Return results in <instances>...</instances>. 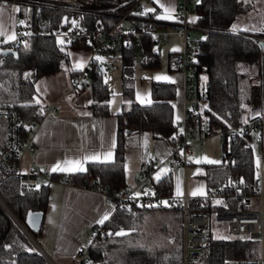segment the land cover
I'll list each match as a JSON object with an SVG mask.
<instances>
[{"label": "trees", "instance_id": "obj_1", "mask_svg": "<svg viewBox=\"0 0 264 264\" xmlns=\"http://www.w3.org/2000/svg\"><path fill=\"white\" fill-rule=\"evenodd\" d=\"M0 1L1 5L8 2ZM257 2L197 0L194 5L195 21L204 29L193 86L199 126L225 129L249 119L246 115L249 99L246 88L258 77L259 49L251 38L234 30L248 12H256ZM31 5L33 28L40 32L53 30L61 24L64 15H72L75 24L87 28L110 27L116 20L112 15L79 14L50 5ZM16 7L19 11H14V15L26 14L25 5ZM120 10L122 7L114 11ZM141 40L140 47L131 44L114 50V57L120 62L122 102L116 114L113 158L88 161L84 171L65 173L62 176L64 182L118 189L125 185L126 145L139 146L142 135L148 132L153 138L167 143L169 149L175 146L178 140L177 124L172 118L175 84L169 80L151 79L148 83L149 99L145 102L135 100L134 89L128 84L136 55L141 67L153 68L159 64V46L154 45L153 36L142 34ZM60 45L52 34L40 33L16 43L0 41V101L16 105L22 133L26 132L29 122L40 118L37 113L39 103L33 99L35 80L58 70L66 59ZM171 52V49L167 50V70L173 69L169 65ZM102 74L103 70L96 61L92 62L88 72L91 100L87 108L93 114L109 113V91ZM3 144L1 141L0 149ZM255 145L259 146V140ZM220 149L219 161L202 163L199 176L204 179L205 187L226 179L255 184L253 149L246 133L224 139ZM50 178L56 179L57 175L51 174ZM153 187L158 193L171 192V176L162 174L153 181ZM0 200V264H48L15 220L22 223L36 240L42 222L40 228L33 231L25 224L24 216L28 209L44 212L48 185L24 187L17 175H5L0 170ZM192 204L193 199L190 207ZM100 226L106 229V233L92 234L82 264H181V214L177 205H144L130 201L124 207L115 208ZM121 231L124 234L117 235ZM260 247L259 238L217 235L210 229L206 233L200 260L190 264H223L229 258L257 257Z\"/></svg>", "mask_w": 264, "mask_h": 264}, {"label": "built area", "instance_id": "obj_2", "mask_svg": "<svg viewBox=\"0 0 264 264\" xmlns=\"http://www.w3.org/2000/svg\"><path fill=\"white\" fill-rule=\"evenodd\" d=\"M27 1L34 4H44L59 8L68 9L79 14L89 13L95 15H112L116 17L110 27L95 28L83 27L74 22L68 25L67 18L61 24L48 32H40L33 28L31 16L22 15L17 22L13 20V38L9 42H18L30 35L37 33L52 34L61 45L85 44L89 50L87 64L83 69L74 72L70 85L64 91L69 96L76 88H88L90 86L88 72L92 62L110 67L115 59V52L119 46L128 47L135 44L141 46V35H152L154 45L165 42L168 35L177 38V48L172 50L169 58V65L181 72L183 80V91L185 100L190 99L189 105L186 102L184 114L179 120L177 127L178 140L169 155V162L174 165L186 164V154L189 153V145L193 141L202 144L205 135L215 133L217 144L221 147L223 140H229L237 134L246 133L248 143L255 144L259 140V159L262 164L264 160V0L256 10L259 13L257 28H245L240 24L234 31L241 32L251 38L258 45L259 49V72L257 81L249 85L248 108L249 119L240 125L228 126L225 129H209L199 126L197 108L194 100L193 86L195 81V66L200 51V37L203 27L195 21L194 5L197 0H175V8L170 14L155 6L146 9L143 4L148 0H13ZM115 12L114 10L121 8ZM17 8V7H16ZM15 8V9H16ZM193 18H189V14ZM170 17L168 19L158 17ZM253 17L250 15L249 19ZM21 21L23 23H21ZM42 25V22L40 23ZM200 30L198 33L188 35L190 30ZM263 43V45H261ZM113 50L114 53L109 51ZM100 57L101 59H97ZM60 108L57 99L39 102L38 114L40 118L46 113L54 112ZM0 117L5 121V142L0 149V170L5 175H17L19 183L24 187H34L40 184L48 185L53 180L64 182L62 177L52 179L45 176L42 170H30L21 172L19 161L24 150H33L30 134L37 125V120L29 122L21 131V118L12 102L0 101ZM196 129L197 133H193ZM254 133V134H253ZM162 160L156 156L146 157L139 161L137 174L134 180L118 189L106 188L103 186L88 187L95 189L102 195L103 201L113 210L117 207H124L130 201L144 205H177L181 214V264L196 263L201 258L202 247L206 239V233L212 229L213 222L223 223L222 234L227 236H240L259 238L260 260L264 264V190L262 176L255 178V184L243 183L236 179H226L220 183L205 187L202 194L175 196L171 192L158 193L153 187L152 175ZM184 183H185V174ZM38 178H43L38 183ZM185 186V185H184ZM136 193H140L139 196ZM256 198L260 208H252L232 204H246ZM193 199L192 207L190 200ZM220 201L221 203H217ZM93 233L105 234L106 229L100 223L92 226ZM87 246L81 247L78 254V262L82 264L86 257ZM257 258L236 257L223 261V264H257Z\"/></svg>", "mask_w": 264, "mask_h": 264}, {"label": "crops", "instance_id": "obj_3", "mask_svg": "<svg viewBox=\"0 0 264 264\" xmlns=\"http://www.w3.org/2000/svg\"><path fill=\"white\" fill-rule=\"evenodd\" d=\"M169 2L172 3L173 9L175 3L173 4L172 0ZM0 6H3L0 8V13H2L5 10V5ZM159 7L163 8V6ZM6 15L9 17L7 11ZM3 20L1 18V27ZM8 24L11 25L12 32L8 39L1 41L2 43H6L14 35L13 22ZM75 71L76 69H70V74L73 75ZM152 75L153 79L169 80L175 84L172 118L177 123L184 114L186 105L181 72L173 68L167 72H153ZM60 97L67 98L63 93L54 97L47 96L49 101L57 99L60 108L54 112L46 113L37 120V125L30 134L33 150H24L21 153L19 161L21 172L42 170L47 177H50L51 174L62 177L65 173L73 171H52L58 163L62 168H70L75 166L74 161H81L84 168L88 161H105L113 158L116 140V114L120 110L121 94L115 101L109 98V94L108 114L91 113L87 108L90 101L82 93H76L73 102L71 100L65 103L59 102ZM146 98L149 99L148 87L145 100ZM41 101L34 100L37 103ZM144 135L142 139H146V146L138 148L140 144L136 147L132 145L125 147V185L134 180L139 161L147 157L142 155L144 152L142 149L149 147L151 151L163 155L160 151L163 150L162 145L164 144L170 150L162 139L153 138L150 133ZM5 136V121L0 118V142H5ZM109 154L110 158L106 159ZM85 157H96V159L85 160ZM255 176H262L264 190V160L259 174ZM40 179V182L44 180ZM112 211L113 209L103 201L100 192L95 189L56 180L50 182L48 184V202L43 212L41 230L36 238L48 258L47 263L53 264L48 256V252H50L49 254L57 264H76L80 248L87 246L92 237V226L98 224L106 214L109 216Z\"/></svg>", "mask_w": 264, "mask_h": 264}, {"label": "rangeland", "instance_id": "obj_4", "mask_svg": "<svg viewBox=\"0 0 264 264\" xmlns=\"http://www.w3.org/2000/svg\"><path fill=\"white\" fill-rule=\"evenodd\" d=\"M173 4L175 3V0H172ZM22 2H25L24 4H21ZM167 3V4H166ZM5 4L4 8L5 10L0 13V27H1V18H3V23L0 31V41H3V39H8L12 32L11 25L8 23H12L13 20L19 21L21 17H17L14 15L13 9L16 6L25 5L26 8V16H29L31 14V3L27 1H13L8 0L7 4ZM1 5V1H0ZM143 6L146 9L154 8L155 6H163V10L166 14H170L172 10V3L169 2V0H148L147 3H144ZM260 6V1L258 0L256 4V8L258 9ZM175 8V6H174ZM173 8V9H174ZM6 11L9 14V17L6 15ZM253 14V17L249 19L250 15ZM24 15V14H22ZM23 17V16H22ZM67 18L68 25H71L73 23V17L72 15H64L63 19ZM189 18H193V14H189ZM241 24H244L247 28H257L259 23V13L250 11L248 12L240 21ZM200 30L193 29L188 32V35H192L194 33H198ZM5 43V42H4ZM159 64L156 67L153 68H146L141 67L139 64V57L136 55L135 60L133 62V72L131 77L128 79V84L131 85L134 89V95L135 100L137 99L142 101H146L145 97L147 94V87L148 83L151 79H153V72H167L166 65H167V50L171 49L174 50L177 48V38L174 35H168L165 42L162 44H159ZM60 48L63 50V52L66 55V59L62 62L60 68L52 73H45L44 75H41L35 80L34 83V94L33 99L34 100H42V101H49L47 96H57L60 93H64V89H67L70 85V82L73 75L70 74V69H83L84 66L87 64L88 60V53L89 50L85 44H73V45H60ZM104 72L102 74V77L104 81L107 84V88L110 94L111 100L118 99L120 97V82H119V75H120V62L117 58L113 59V63L110 65V67H104ZM179 73V72H177ZM74 74V73H73ZM180 74V73H179ZM257 81V79H253L252 82ZM89 89L88 88H76L72 91L73 95L74 93H82L86 96V98L90 99L89 96ZM246 92L248 94L249 88H246ZM75 94L70 97L67 96V98L60 97L59 102L65 103L71 100L74 101L73 97ZM47 95V96H46ZM41 101V102H42ZM185 102H190V99H186ZM246 115L250 117L249 108L246 109ZM2 118V117H0ZM181 119V118H180ZM179 119V120H180ZM3 121V120H1ZM179 121L176 123L178 127ZM195 133L194 136H196V129L194 130ZM148 132H145L147 134ZM254 134V133H253ZM204 142L202 144H199L195 141L190 143L189 145V153L186 154V164L183 165H174L169 162L168 158L170 155V151L168 150L166 145L163 146V150H161L160 155L158 152L151 151V149L148 147L146 149H142L143 156H156L160 160H162L160 166L157 167L154 174L152 175V178L155 180L157 179V175L159 177L162 174L168 173L171 176V182H172V189L171 194L175 196H182L184 191L187 195L191 196L193 192H197V194H201V192L205 189V183L204 179L199 176V173L201 172V166L202 163H214L221 159L222 151L220 147L217 144V135L215 133H208L204 134ZM145 135L143 134L142 137ZM140 147L146 146V139H141ZM256 144V143H255ZM255 144H252V151H253V161L255 166V175L259 174L261 162L259 159V150ZM160 150V148H159ZM263 163V160H262ZM35 171V170H34ZM185 174V183H184V175ZM257 178V176H255ZM41 181V179L38 178V183ZM130 184V183H129ZM185 185V186H184ZM179 191V195H177V192ZM240 205L248 206L252 208H260L259 202H257L256 198H252L251 202L246 205L244 203H234L231 206L238 207ZM213 232L214 234L221 235L223 230V223L220 221L213 222L212 224ZM41 244V242H40ZM51 261L53 264H57L52 256L49 254ZM259 253V254H258ZM257 253V264H261V260L259 259L260 252ZM254 258V257H252Z\"/></svg>", "mask_w": 264, "mask_h": 264}, {"label": "water", "instance_id": "obj_5", "mask_svg": "<svg viewBox=\"0 0 264 264\" xmlns=\"http://www.w3.org/2000/svg\"><path fill=\"white\" fill-rule=\"evenodd\" d=\"M261 45H263V43H261ZM9 51H11V50H9ZM98 66H99V69L101 70L102 69V65L100 63H98ZM0 202H1V200H0ZM42 217H43V212L42 211L28 209L26 211V213H25V216H24V222H25V224L27 225V227L30 230L37 231L40 228V225H41V222H42ZM15 220L19 224V226L24 230V232L27 234V236L32 241V243L37 248V250H39L44 255V257L46 258V260H48V258L45 255L44 251H42V248L39 246L38 242L32 237V235L30 234V232L28 231V229L25 228L22 225V223H20L16 218H15Z\"/></svg>", "mask_w": 264, "mask_h": 264}, {"label": "snow or ice", "instance_id": "obj_6", "mask_svg": "<svg viewBox=\"0 0 264 264\" xmlns=\"http://www.w3.org/2000/svg\"><path fill=\"white\" fill-rule=\"evenodd\" d=\"M3 6H0V8H2ZM13 11H19V9H13ZM158 18H163V19H168V18H170V17H167V16H165V17H158ZM21 23H23L22 21H21ZM11 38H13L14 39V37H11ZM175 50V49H174ZM97 59H101L100 57H97ZM157 78H159V77H157ZM243 106V105H242ZM107 158H110V154H109V157H106V159ZM85 160H87V159H96V157H85L84 158ZM67 163V162H66ZM74 163V167H70V168H62L61 166H60V164L58 163L56 166H54L53 167V169H52V171H84L85 169L82 167V165H81V161H74L73 162ZM157 179H159L160 177H159V175H157V177H156ZM180 193H179V191L177 192V195H179ZM197 194V192H193L192 193V195H196ZM202 194V193H201ZM136 195L137 196H139L140 195V193H136ZM217 203H221L220 201H217ZM108 218V216H107V214L104 216V218L102 219V220H100L99 221V223H103L104 222V220H106ZM124 233H123V231H121L120 233H117V235H123Z\"/></svg>", "mask_w": 264, "mask_h": 264}]
</instances>
